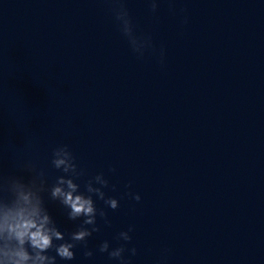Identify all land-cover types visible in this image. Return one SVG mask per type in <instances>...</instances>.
<instances>
[{
  "label": "water",
  "instance_id": "water-1",
  "mask_svg": "<svg viewBox=\"0 0 264 264\" xmlns=\"http://www.w3.org/2000/svg\"><path fill=\"white\" fill-rule=\"evenodd\" d=\"M124 2L152 38L142 58L110 0H0V176L27 181L31 162L50 187L62 175L52 149L66 144L81 191L108 179L120 206L96 200L111 225L97 218L93 257L78 246L58 264H117L98 245L118 246L129 225L131 264H264V0Z\"/></svg>",
  "mask_w": 264,
  "mask_h": 264
},
{
  "label": "clouds",
  "instance_id": "clouds-1",
  "mask_svg": "<svg viewBox=\"0 0 264 264\" xmlns=\"http://www.w3.org/2000/svg\"><path fill=\"white\" fill-rule=\"evenodd\" d=\"M148 2L151 11L155 12L159 0ZM110 3L119 29L132 51L140 58L147 49L155 51L150 35L136 34L124 0H110ZM184 22H187L186 18ZM163 56L164 50L161 48V63ZM51 165L62 175L57 176L50 187L46 186L44 170H37L31 162L25 165L26 170L32 173L27 181L19 176H0V264H58V258L60 261H73L76 259L74 250L78 246L83 249L84 258H91L94 253L88 248V240L101 230L97 218L104 225H111L108 212L96 205V200L103 201L113 211L120 206L117 198L106 195L109 181L104 174L98 173L84 181L81 191V184L76 181L84 177L85 172L78 167L75 156L66 144L52 149ZM110 171L114 172L115 169ZM111 189L115 191V185ZM45 192L50 200L58 202L66 210L69 221L79 222L75 230L63 232L58 228L45 206L42 195ZM126 195L136 202L141 200L139 194L128 192ZM134 230V226L129 225L126 231L118 232L115 239L122 243L116 247H111L108 240L102 241L98 245L99 253H106L108 259L117 264H131L125 253L130 256L137 254L136 247H127L132 241L130 233ZM53 252L55 254H51Z\"/></svg>",
  "mask_w": 264,
  "mask_h": 264
}]
</instances>
